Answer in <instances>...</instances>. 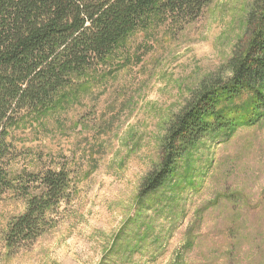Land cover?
Returning <instances> with one entry per match:
<instances>
[{"label": "rangeland", "instance_id": "obj_1", "mask_svg": "<svg viewBox=\"0 0 264 264\" xmlns=\"http://www.w3.org/2000/svg\"><path fill=\"white\" fill-rule=\"evenodd\" d=\"M254 2L213 0L191 23L140 28L53 109L18 124L9 177L64 170L72 199L31 247L11 249L9 222L26 205L4 195L0 264H264V119L208 134L141 193L170 122L231 78Z\"/></svg>", "mask_w": 264, "mask_h": 264}, {"label": "trees", "instance_id": "obj_2", "mask_svg": "<svg viewBox=\"0 0 264 264\" xmlns=\"http://www.w3.org/2000/svg\"><path fill=\"white\" fill-rule=\"evenodd\" d=\"M212 1L0 0V199L11 192L26 205L9 222V248L31 247L56 226L55 214L71 202L73 191L64 170L9 177L13 130L53 109L78 79L140 28L191 23ZM230 67L231 78L199 90L170 122L161 163L144 180L142 195L162 187L188 149L208 134L264 119V0H255Z\"/></svg>", "mask_w": 264, "mask_h": 264}]
</instances>
